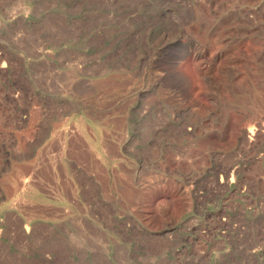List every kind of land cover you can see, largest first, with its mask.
<instances>
[{
  "label": "rangeland",
  "instance_id": "obj_1",
  "mask_svg": "<svg viewBox=\"0 0 264 264\" xmlns=\"http://www.w3.org/2000/svg\"><path fill=\"white\" fill-rule=\"evenodd\" d=\"M0 264H264V0H0Z\"/></svg>",
  "mask_w": 264,
  "mask_h": 264
},
{
  "label": "crops",
  "instance_id": "obj_2",
  "mask_svg": "<svg viewBox=\"0 0 264 264\" xmlns=\"http://www.w3.org/2000/svg\"><path fill=\"white\" fill-rule=\"evenodd\" d=\"M233 12V11H232ZM231 12V13H232ZM234 18V19H233ZM248 24H242L238 21H236V18L232 17L229 20V28L230 31L226 33L225 37L221 36V39H224L225 41H228L229 44L233 45V44H238L240 43V41H242L243 38H247L248 36L246 35L247 31H248ZM237 56V55H234ZM235 58V57H233ZM239 62V61H238ZM235 59H231V62L229 64H225V65H229V70L231 72V75L233 74L234 71V75L237 73V68H236V64L238 63ZM233 76V75H232ZM241 76V75H240ZM241 81L242 80H246L245 78H240ZM239 87H242V85H238ZM244 87V94L245 95H249L251 96L253 94L251 88H249V90H247V84L243 85ZM13 90H15V93L10 95V98L8 99V110L10 113H12L11 117L8 118V124H5L7 130H8V135L10 137V140L7 143V148L10 151V157L8 162L10 169H12L15 166V163L18 161V159H20V155H18V147L19 145L23 142V134L27 133V129L29 127V121L28 118L26 119V121H13L15 120L14 116L20 114L21 118H23L24 114L26 116H29V111L30 109L28 108L29 105L28 103H31V101L29 100L32 96L33 93L29 92L28 90V86L24 87H12ZM20 97L22 99H24L26 101V105H24L23 107H21L19 109V106L15 103V100L17 97ZM39 142L41 140V137L39 138ZM27 156V155H26Z\"/></svg>",
  "mask_w": 264,
  "mask_h": 264
},
{
  "label": "bare ground",
  "instance_id": "obj_3",
  "mask_svg": "<svg viewBox=\"0 0 264 264\" xmlns=\"http://www.w3.org/2000/svg\"><path fill=\"white\" fill-rule=\"evenodd\" d=\"M6 217H7V216H6ZM18 224H19V223H18ZM25 230H26V229H25ZM19 233H20L19 235H23V234H24L23 230H22V231L20 230ZM22 233H23V234H22ZM21 237H22V236H21Z\"/></svg>",
  "mask_w": 264,
  "mask_h": 264
}]
</instances>
